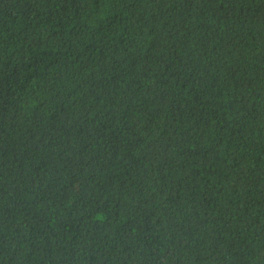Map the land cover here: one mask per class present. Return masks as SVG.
<instances>
[{
  "label": "trees",
  "instance_id": "16d2710c",
  "mask_svg": "<svg viewBox=\"0 0 264 264\" xmlns=\"http://www.w3.org/2000/svg\"><path fill=\"white\" fill-rule=\"evenodd\" d=\"M0 264H264V0H0Z\"/></svg>",
  "mask_w": 264,
  "mask_h": 264
}]
</instances>
